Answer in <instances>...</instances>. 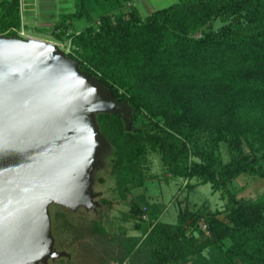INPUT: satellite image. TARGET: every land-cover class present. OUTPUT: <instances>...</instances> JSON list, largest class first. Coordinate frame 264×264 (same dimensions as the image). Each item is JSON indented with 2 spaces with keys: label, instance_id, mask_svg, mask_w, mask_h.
<instances>
[{
  "label": "trees",
  "instance_id": "trees-1",
  "mask_svg": "<svg viewBox=\"0 0 264 264\" xmlns=\"http://www.w3.org/2000/svg\"><path fill=\"white\" fill-rule=\"evenodd\" d=\"M74 4L48 29L53 40L69 41L67 54L82 71L130 108L132 127L119 113L97 114L115 148L120 196L143 185L154 152L171 177H196L226 198L220 210L180 212L176 224L158 220V202L146 204L149 221H142L132 199L126 217L139 235L111 237L96 222L108 245L119 247L107 254L118 263L264 264V192L237 198L232 184L241 174L264 180V0H177L145 15L133 0ZM22 20L20 0H0V36L21 38ZM220 142L227 161L216 153ZM201 218L208 233L186 234Z\"/></svg>",
  "mask_w": 264,
  "mask_h": 264
},
{
  "label": "rangeland",
  "instance_id": "rangeland-1",
  "mask_svg": "<svg viewBox=\"0 0 264 264\" xmlns=\"http://www.w3.org/2000/svg\"><path fill=\"white\" fill-rule=\"evenodd\" d=\"M133 1V5L145 15L177 0ZM74 8V0L23 2L22 21L28 26L23 32L27 34V37L52 41L67 54L69 41L53 40L52 32L49 29L59 13L70 12ZM85 23L86 21L83 19L75 21L74 28L80 29ZM214 25H219V22H214ZM27 37L22 36L21 38L26 39ZM75 98V95L71 94L68 101L70 105H72L71 100H75ZM62 110L71 112L67 107ZM86 110L90 122L95 121L94 125L86 123L79 127L81 139L85 138L86 143L76 147L75 142L64 141L63 148L69 150L66 154H69L71 159L73 157V163L78 161L79 165H84L83 162H85L82 152H84L83 155L89 156L88 163L94 168H92V178L85 184L91 185L84 184V192L73 198L66 196V193H61L60 190H55L54 193L48 191L43 184V179L38 174L27 177L23 187L29 210L23 215V220L28 226V232L24 237L21 229L11 221L2 227L0 264H143L144 262L139 259L132 260L129 257L122 263L113 261L112 256L107 252L110 253L112 249L117 253L119 247L108 245L105 237L96 230V222L111 237L120 238L124 234L134 233L139 235L141 233L139 229L133 228V219L126 217L130 212L132 199L139 203L141 209L144 207V211L141 210L139 214V219L145 222L149 221L146 204L154 202L160 203L162 207L158 220L169 224H176L178 214L186 209L213 211L224 208L226 198L221 197L220 191L213 190L209 183L199 182L200 180L196 177L191 179L171 177L163 166L159 154L154 152L147 156L146 165L148 168L144 170L147 176L145 182L143 185L131 186L130 192L123 199L117 190L116 176L112 172L115 148L103 135L97 122V114L102 110ZM120 115L125 124L132 127L131 113L128 117H123L122 113ZM245 149H247L246 146ZM86 150L93 153V157ZM216 153L224 161L231 158L225 142L219 143ZM75 157L77 158L74 161ZM54 162L57 169L66 167V163H68L63 160L60 164L58 159ZM49 182L46 180L47 184ZM51 183V189H53L55 185L53 181ZM232 184L237 198L255 199L264 192V180L256 176L241 174L233 180ZM141 195L145 197V200H140ZM16 210L19 213L18 209ZM143 212L146 213L144 218H142ZM202 221L205 223L203 218L197 220L195 228L188 226L186 234L197 236L198 230L204 232L200 227ZM186 222L189 223V218ZM23 237L25 242L22 241ZM103 250H106V253ZM186 264H191V262L188 261Z\"/></svg>",
  "mask_w": 264,
  "mask_h": 264
},
{
  "label": "water",
  "instance_id": "water-1",
  "mask_svg": "<svg viewBox=\"0 0 264 264\" xmlns=\"http://www.w3.org/2000/svg\"><path fill=\"white\" fill-rule=\"evenodd\" d=\"M71 94L76 97L72 105L68 102ZM65 107L71 112L62 110ZM86 109L130 116L127 102L117 101L56 43L36 37L0 36V256L2 227L11 221L24 237L28 232L23 220L29 210L23 187L27 177L38 174L48 191L60 190L68 197L84 192L83 185L92 178L94 166L84 152L86 163L79 165L77 157L73 163L63 142H75L76 147L86 143L79 127L95 124ZM56 159L60 164L66 160L67 166L57 169Z\"/></svg>",
  "mask_w": 264,
  "mask_h": 264
},
{
  "label": "built area",
  "instance_id": "built-area-1",
  "mask_svg": "<svg viewBox=\"0 0 264 264\" xmlns=\"http://www.w3.org/2000/svg\"><path fill=\"white\" fill-rule=\"evenodd\" d=\"M27 1H29V0H20V8H21V15H22V17H23V12H24V10H23V2H27ZM19 33H20V35H22V36H25V37H27V34H25L24 32H23V30H20L19 31ZM69 49V48H68ZM142 210L144 211V207L142 208ZM144 214H146L145 212H143L142 213V218H144ZM203 222V221H202ZM201 229L207 234L208 233V230H207V227H206V224L203 222V223H201Z\"/></svg>",
  "mask_w": 264,
  "mask_h": 264
},
{
  "label": "crops",
  "instance_id": "crops-1",
  "mask_svg": "<svg viewBox=\"0 0 264 264\" xmlns=\"http://www.w3.org/2000/svg\"><path fill=\"white\" fill-rule=\"evenodd\" d=\"M129 235H136V234L134 233V234H129Z\"/></svg>",
  "mask_w": 264,
  "mask_h": 264
}]
</instances>
